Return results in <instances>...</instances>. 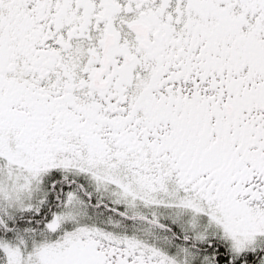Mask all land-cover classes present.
I'll return each mask as SVG.
<instances>
[{
  "label": "snow or ice",
  "instance_id": "1",
  "mask_svg": "<svg viewBox=\"0 0 264 264\" xmlns=\"http://www.w3.org/2000/svg\"><path fill=\"white\" fill-rule=\"evenodd\" d=\"M0 264H264V0H0Z\"/></svg>",
  "mask_w": 264,
  "mask_h": 264
}]
</instances>
